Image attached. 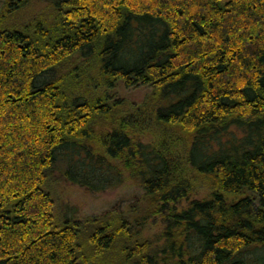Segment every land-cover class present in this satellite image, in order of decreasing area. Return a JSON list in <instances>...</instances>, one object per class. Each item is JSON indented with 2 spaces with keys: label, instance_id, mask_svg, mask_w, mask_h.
Listing matches in <instances>:
<instances>
[{
  "label": "trees",
  "instance_id": "16d2710c",
  "mask_svg": "<svg viewBox=\"0 0 264 264\" xmlns=\"http://www.w3.org/2000/svg\"><path fill=\"white\" fill-rule=\"evenodd\" d=\"M3 2L0 264H264V0ZM57 182L144 194L79 218Z\"/></svg>",
  "mask_w": 264,
  "mask_h": 264
},
{
  "label": "rangeland",
  "instance_id": "374dc122",
  "mask_svg": "<svg viewBox=\"0 0 264 264\" xmlns=\"http://www.w3.org/2000/svg\"><path fill=\"white\" fill-rule=\"evenodd\" d=\"M4 2L0 0V12L3 8ZM47 3L44 1L35 2L32 7L25 13L23 18H31L38 13H41L46 8ZM152 92L148 86L127 87L124 83L120 82L116 94L128 101L134 106L142 104L145 98ZM153 134L147 136V140H151ZM210 191L207 187H201L199 192H196L192 198L206 197ZM55 194L58 204V210L63 213L70 212L76 213L79 218L98 217L113 213L125 212L129 206L134 202L139 201L144 191L132 184L128 183L116 189H110L105 192H90L83 187L74 185L72 183L55 184ZM187 203L180 204V207L185 206ZM162 218L154 217L151 219L147 236H153L164 229Z\"/></svg>",
  "mask_w": 264,
  "mask_h": 264
}]
</instances>
